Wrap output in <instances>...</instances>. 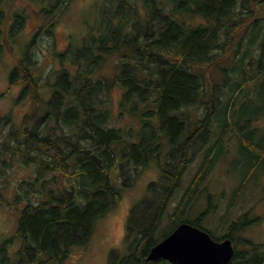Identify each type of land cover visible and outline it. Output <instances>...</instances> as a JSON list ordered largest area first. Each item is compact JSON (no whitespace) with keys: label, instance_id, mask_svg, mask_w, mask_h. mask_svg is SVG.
<instances>
[{"label":"trees","instance_id":"1","mask_svg":"<svg viewBox=\"0 0 264 264\" xmlns=\"http://www.w3.org/2000/svg\"><path fill=\"white\" fill-rule=\"evenodd\" d=\"M73 1L53 0L52 7L43 10L45 34L53 33L59 20L56 12L64 15ZM131 1H104L80 49L70 47L58 55L62 63L71 59L72 69L43 67L29 50L30 43L10 73V84L21 86L18 101L29 99L32 104L18 126L10 115L0 118V186L9 183L7 175L15 162L32 173L18 184L14 200L0 196V205L23 208L18 264H61L75 247L86 249L96 221L119 205L124 191L151 162L160 167V178L131 208L124 245L111 252L109 264H170L146 259L180 224L204 229L200 223L182 221L184 209L176 221L166 225L163 221L202 148L200 142L208 146L216 136L218 145L230 130L228 114L222 131L213 126L216 106L208 99L206 76L233 52L252 21L264 23V0ZM10 18L0 8V40L7 38ZM14 19L16 33L26 18L18 14ZM256 49L264 57L263 39ZM116 53L121 59L114 80L96 77L108 56ZM203 67L207 72L201 71ZM261 70L264 73V67ZM112 83L124 90L121 108L142 119L139 142L124 145V132L110 125ZM44 87L51 90L47 101L40 94ZM201 110L205 117L200 116ZM194 111L198 124L192 122ZM246 139L256 144L254 134ZM215 148L206 151L204 165L183 201L196 199L209 164H214ZM245 148L242 155L249 168L243 171V183L263 167L264 141ZM242 228V223H235L225 237L213 238L234 243L235 231ZM246 242L244 251L236 248L230 264H264V245ZM5 252V246H0V264L9 261Z\"/></svg>","mask_w":264,"mask_h":264},{"label":"rangeland","instance_id":"2","mask_svg":"<svg viewBox=\"0 0 264 264\" xmlns=\"http://www.w3.org/2000/svg\"><path fill=\"white\" fill-rule=\"evenodd\" d=\"M104 1L74 0L64 15L60 16V12H56L59 20L52 28L53 33L49 35L45 34L46 21L41 16L43 10L52 7L53 0H0V8L11 17L7 38L0 40V118L10 115L12 123L18 126L32 108L31 100L18 101L21 86H12L9 80L11 71L17 66V59L26 50V45L32 43L29 50L43 67H51L52 70H60L61 67L72 69L74 66L71 59L62 63L58 55L70 47L73 51L80 49L84 37L98 21L99 8ZM139 4L137 7L142 12ZM62 8L63 5L61 10ZM18 14L26 19L21 29L14 33V16ZM140 17L144 18L142 15ZM261 24L264 23L252 21L244 29L233 52H229L224 60L208 71V99L212 98L216 106L212 115L213 126L216 131H222L228 114L230 130L218 145L216 136L208 146L200 142L198 147L202 148L198 149L195 161L184 174L180 191L163 221L165 225L176 221L180 210L184 209L185 214L183 218L180 217L182 221L200 223L215 239L225 237L231 227L240 222L243 228L237 229L234 237V246L239 251L246 249V241L264 245V165L251 179L249 177L243 183V171L248 170L249 164L244 162L242 155L245 147L257 146L258 142L264 141V73L261 70L264 67V57L261 56V50H255L258 41L264 40V32L260 34ZM120 59V53L109 55L106 64L95 76L112 82L119 72L117 64ZM207 70L206 67L201 69L202 72ZM237 87L240 88L236 92ZM123 91L119 84L112 83L108 92L110 125L124 132V145H129L139 142L143 123L140 116L132 114L131 109L127 108L126 111L121 108ZM40 94L47 101L51 90L44 87ZM232 98L235 99L232 101ZM199 113L203 116L204 111ZM205 116L206 114L203 117ZM197 117L194 111L192 122L195 124H198ZM239 124L243 126L240 130L237 129ZM250 134L255 135L256 144L247 142L246 136ZM214 146V164H209V173L199 184L196 199L190 203L183 201L204 165L206 151ZM167 149H164L165 154ZM160 174V167L155 162L142 168L134 185L124 191L119 205L96 221L88 247H75L72 254L61 264H109L111 252L124 245L131 208L144 199L149 185L157 181ZM31 176V172L15 162L7 175L6 181L9 183L3 185L4 187L0 186V196L14 200L18 184ZM22 212L23 208L0 205V246H5V254L9 258L5 264H18L20 260L19 251L23 246V238L19 234V223ZM40 258L46 260L47 256L42 255Z\"/></svg>","mask_w":264,"mask_h":264},{"label":"water","instance_id":"3","mask_svg":"<svg viewBox=\"0 0 264 264\" xmlns=\"http://www.w3.org/2000/svg\"><path fill=\"white\" fill-rule=\"evenodd\" d=\"M235 253L231 239L216 241L207 231L190 223H182L151 249L146 261L163 260L171 264H230Z\"/></svg>","mask_w":264,"mask_h":264},{"label":"bare ground","instance_id":"4","mask_svg":"<svg viewBox=\"0 0 264 264\" xmlns=\"http://www.w3.org/2000/svg\"><path fill=\"white\" fill-rule=\"evenodd\" d=\"M263 2V1H262ZM242 19V18H241ZM244 136V135H243ZM261 160V159H260ZM179 214V213H178ZM163 239V238H162ZM162 241V240H161Z\"/></svg>","mask_w":264,"mask_h":264}]
</instances>
